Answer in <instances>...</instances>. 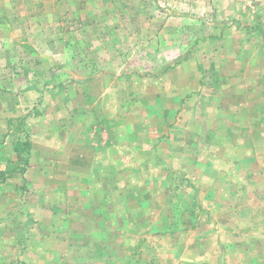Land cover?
Segmentation results:
<instances>
[{
	"label": "rangeland",
	"instance_id": "obj_1",
	"mask_svg": "<svg viewBox=\"0 0 264 264\" xmlns=\"http://www.w3.org/2000/svg\"><path fill=\"white\" fill-rule=\"evenodd\" d=\"M113 1L64 5L51 48L0 58V264H264V16L215 21L208 0H141L149 12L141 15L139 0L132 13ZM8 4L0 0V11L10 13ZM245 4L264 9V0ZM164 25L180 47L157 58L160 34L172 36ZM17 26L0 38L37 34ZM84 105L91 126L110 105L113 143L136 155L112 145L111 217L95 193L85 197L81 165L67 158L76 145L60 139ZM254 116L258 125H236ZM85 198L96 221L66 223ZM217 198L228 202L215 213ZM46 247L53 254L40 253Z\"/></svg>",
	"mask_w": 264,
	"mask_h": 264
},
{
	"label": "crops",
	"instance_id": "obj_2",
	"mask_svg": "<svg viewBox=\"0 0 264 264\" xmlns=\"http://www.w3.org/2000/svg\"><path fill=\"white\" fill-rule=\"evenodd\" d=\"M5 2H8V7L9 9H12L10 13H7V11H3L2 9L0 13L2 12L1 18H0V29H4L9 25V22L12 21V23H16L18 26L16 27L18 31H28V32H37V34H32L30 35L28 33V36H31V39L27 36H22L20 38V41L18 42L19 39L17 38H0V58H31L32 55H36V58H38L37 53L38 52L35 47L40 46L42 48H51V46L55 43V38H54V31H59L60 28H56L54 26L56 19L58 17V14H64L67 8H64V5L66 6H75V9H78L79 7H82L83 4H79V0H4ZM123 1V4H120ZM140 1L139 4V9L136 10L137 14L141 15H149L148 9L146 6L143 5V3ZM196 1V0H194ZM202 2L206 0H200ZM114 7L116 11H119L117 9H123L125 12L132 13L127 11L128 9L132 8V3L133 0H114ZM198 2V0H197ZM208 2L212 5L210 6L207 11L210 16H214L215 21H219L217 16H222L224 17L223 19L226 20L225 17L229 16H241L244 13H247V15H262L264 16V9L261 8V10L257 7L254 8H247L246 2L247 0H208ZM68 3V4H66ZM200 7H203L204 5ZM5 5L4 7H6ZM77 6V8H76ZM200 7L198 10H195L197 12L200 11ZM121 10V11H123ZM74 11V10H72ZM78 12V11H74ZM8 14H12L11 16ZM76 14V13H75ZM5 15V16H4ZM14 16V17H12ZM188 16L187 14H181L182 19H186ZM10 17L9 21L7 18ZM14 18V19H13ZM31 19H34V23H31ZM260 23L257 25L259 26L258 29H261L264 32V18L262 17ZM223 21V20H221ZM57 23V22H56ZM167 24V22H166ZM211 27V25H208ZM143 27H149L147 24H144ZM167 25L162 26L160 28V33L164 32L165 30H171L170 34L175 31V27L168 28L166 29ZM180 27L177 28L179 30ZM52 32V33H51ZM172 35V34H171ZM181 38H178V36L172 35L170 38L167 36V40H164L161 37L160 34V39H159V44H158V50L156 51V56L157 58H169L170 56V50L169 48L171 47H180V41ZM64 40V39H63ZM214 40V41H213ZM49 41V43L47 42ZM59 41H62V38L59 39ZM58 41V42H59ZM217 40L212 39V38H207L204 43L206 44H214ZM69 45V43H68ZM66 46V42L64 44ZM63 46V47H64ZM63 47L61 48L63 50ZM164 48L166 50H164ZM43 51V50H42ZM168 51V52H167ZM16 52H18L17 56ZM32 52V53H31ZM64 54V53H63ZM40 56V55H39ZM49 58V57H45ZM64 58H67L64 54ZM194 75H197V72H194ZM86 106L84 105V108L80 110L79 112L82 114L81 116L78 117L79 114H75L73 112L72 114L70 113V116H67V124L61 127L62 132L64 135L60 136V139H62V143L65 142L67 144L75 143L76 145V150L73 152L68 151V163L72 164L73 162L76 161V163L79 166L78 170L76 173L80 175L86 176V181L82 183V187L84 186V192L85 197L89 198L90 196L87 195L88 193H95L98 206H100L101 211H104L102 214L107 213L109 217L112 215V199H111V192H112V145H114V149H116V152L119 153H124V157L126 158H135L136 155L133 154V151L131 150V147H127L126 143L125 144H120L117 142L112 141V115L110 113L111 111V106L109 105V113L108 116H105V118H98L94 119L91 123L92 126L83 118V113L85 115L86 112ZM256 109V106H254ZM259 111L261 110V106L257 107ZM66 115H69L68 112ZM74 117H78L77 120L73 122H69V118L73 119ZM82 117V119H81ZM261 118L259 117H253L250 119H245L242 120L239 118L237 120L236 125L242 126V124H250L252 126L258 125L260 123ZM244 122V123H243ZM63 123V121H62ZM231 124H235L234 121L230 122ZM59 126L56 125V128ZM53 134V132H51ZM53 136V135H52ZM140 141H134V142H139L140 148H143V139L142 137L140 138ZM33 142L34 138H31ZM46 141H48L46 139ZM53 141V140H51ZM146 148L148 146V141L145 139L144 141ZM130 144L132 143L131 141L129 142ZM138 143H134V145H139ZM161 144H166V142H162ZM68 145H66L67 147ZM69 148H74L73 146H70L66 148V150H69ZM126 151V152H125ZM145 152L144 158H148V152ZM175 153V152H174ZM241 153V152H240ZM188 158H195V154H192L191 152L187 154ZM123 156L122 154H119L118 157ZM130 156V157H127ZM207 158H210V156H206ZM213 156H211L212 158ZM219 157L224 158V155H220ZM140 158H143V155H140ZM207 169V168H206ZM115 172V171H114ZM62 173L65 175L72 174V168L68 169H62ZM116 173V172H115ZM72 183V182H71ZM163 188H165L163 186ZM102 191L103 193L106 192L108 197H100L98 196V191ZM148 189L146 188V191ZM85 198V199H86ZM87 202L85 201L84 203L80 204L79 207V213H74V211L69 210L67 213L64 215V220H66V223L69 222L70 219L73 220V218H78L83 221H96L95 219H88L89 213H88V207L90 206V203L92 200L86 199ZM228 201L224 202V200L217 198L216 202L213 204L214 208L216 206V209L214 212H218L219 208L223 206V203H227ZM196 205L195 201L190 202L188 205H184V207H192L191 205ZM193 205V206H194ZM212 203H210V206ZM227 205V204H226ZM65 223V224H66ZM67 227V224H66ZM117 228V227H116ZM115 229V228H114ZM75 231V230H72ZM62 234L56 233V234H51V240L61 238ZM52 244V242L50 243ZM38 250L33 249L31 247L30 252L38 254ZM42 254L48 255V254H53V250L49 247H46L41 250Z\"/></svg>",
	"mask_w": 264,
	"mask_h": 264
}]
</instances>
